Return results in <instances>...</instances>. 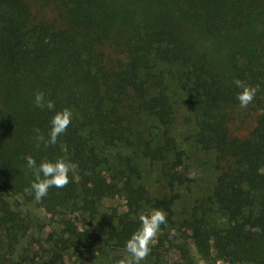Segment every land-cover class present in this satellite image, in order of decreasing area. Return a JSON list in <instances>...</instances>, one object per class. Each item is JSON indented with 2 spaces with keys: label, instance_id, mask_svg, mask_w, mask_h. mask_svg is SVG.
I'll return each mask as SVG.
<instances>
[{
  "label": "trees",
  "instance_id": "obj_1",
  "mask_svg": "<svg viewBox=\"0 0 264 264\" xmlns=\"http://www.w3.org/2000/svg\"><path fill=\"white\" fill-rule=\"evenodd\" d=\"M170 78L189 97L185 140L214 152L208 192L180 211L188 165ZM235 79L256 88L244 108ZM36 92L73 112L47 148L33 130L46 136L53 113ZM25 155L76 169L37 202ZM115 196L124 208L102 211ZM152 209L166 213L161 230H184L170 243L181 264L189 239L202 258L264 264V0H0V264H83L73 260L87 253L117 264ZM166 239L141 264H168Z\"/></svg>",
  "mask_w": 264,
  "mask_h": 264
},
{
  "label": "clouds",
  "instance_id": "obj_2",
  "mask_svg": "<svg viewBox=\"0 0 264 264\" xmlns=\"http://www.w3.org/2000/svg\"><path fill=\"white\" fill-rule=\"evenodd\" d=\"M233 83L236 88L240 89L236 95V100L239 102V106L244 108L253 100L256 88L246 85L239 79H235ZM33 103L35 107L47 109L53 113L46 136L38 128L33 130L37 147L41 144L45 148L49 145H55L58 137L65 132L71 123L72 110L70 108L56 110L54 102L47 99L42 92L34 94ZM23 159L26 168L31 170L33 176L29 186L25 188V192L32 195L37 202L47 195L50 188L59 189L67 185L70 173H73L76 169V165L66 157L45 158L41 159L39 163L32 155H25ZM137 218L139 227L124 242V250L127 255L122 257L117 264H141V261L149 254L150 243L156 236L160 226L166 223V213L161 209L140 212Z\"/></svg>",
  "mask_w": 264,
  "mask_h": 264
},
{
  "label": "rangeland",
  "instance_id": "obj_3",
  "mask_svg": "<svg viewBox=\"0 0 264 264\" xmlns=\"http://www.w3.org/2000/svg\"><path fill=\"white\" fill-rule=\"evenodd\" d=\"M170 84L171 88L173 90V95L177 98L179 103V113H178V120L176 121V125L174 126V133L177 131L178 134V140L181 141L182 145L186 149L187 159L186 164L188 165V181L187 185L182 186L179 188L180 192L183 195L182 201L178 204L177 209L180 211L183 207V205L187 202H190L194 197H202L204 193H207V187L212 183V177L214 175V152L203 150L200 147H197L192 141L185 140V132L187 130V124L185 123L189 111V97L187 94V91L184 87L180 85L174 78H170ZM155 172L154 170H151L148 172L144 177V182L149 187L150 190H154L156 184L155 181ZM202 194V195H201ZM125 206V200L120 196L115 197H106L103 201L102 211H107L110 208H117L121 209ZM31 210L32 214L36 216V220L43 221V223H48L49 218L46 216L45 212L42 211V209H38L34 207L33 205H27L25 207ZM213 220L216 223L225 224L226 219L219 213H215ZM52 220H51V227H52ZM183 233V229H180L179 227H176L175 229H162L161 226L160 229L157 231L156 236L153 238L150 245L157 243L160 237V234L168 233V238L163 243L164 248L166 250H163V255L165 262L168 264H176V263H184V262H190L188 260H184L180 257L178 251L175 250L174 247L170 246L171 242H174L175 244L182 243L183 240L180 236V231ZM186 245L189 248V258L192 261L191 264H233L229 263L224 260H216L213 259L211 256L210 259L202 258L201 255L198 254V252L195 249V246L193 242L189 239ZM99 257H96L92 255V253H87L84 256H81L78 258V260L73 261H83V264H94L99 261ZM105 262V263H104ZM76 264H80L76 262ZM99 264H106L105 261H101ZM238 264V263H236Z\"/></svg>",
  "mask_w": 264,
  "mask_h": 264
}]
</instances>
